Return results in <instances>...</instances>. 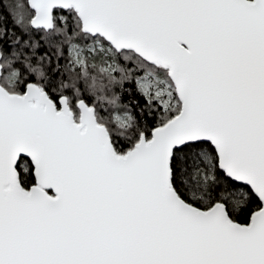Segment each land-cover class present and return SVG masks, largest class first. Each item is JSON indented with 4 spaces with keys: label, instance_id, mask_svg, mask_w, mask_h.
Instances as JSON below:
<instances>
[{
    "label": "snow or ice",
    "instance_id": "1",
    "mask_svg": "<svg viewBox=\"0 0 264 264\" xmlns=\"http://www.w3.org/2000/svg\"><path fill=\"white\" fill-rule=\"evenodd\" d=\"M0 264H264V0H0Z\"/></svg>",
    "mask_w": 264,
    "mask_h": 264
}]
</instances>
